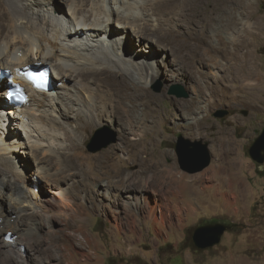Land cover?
<instances>
[{
  "label": "bare ground",
  "instance_id": "1",
  "mask_svg": "<svg viewBox=\"0 0 264 264\" xmlns=\"http://www.w3.org/2000/svg\"><path fill=\"white\" fill-rule=\"evenodd\" d=\"M255 1L0 0V70L9 68L17 78L22 67L42 63L52 68L53 78L51 90L39 91L27 84L29 99L17 111L7 108L4 95L8 87L0 91V264L51 261L39 252L38 232L49 197H61L51 189L54 185L48 182L47 166L24 171L30 162L27 143L38 161L49 157L67 178V172L78 164L67 165L64 160L76 146L77 120L84 114L85 125L103 124L105 120L118 124L122 137L127 131H140L132 142L124 136L126 141L96 160L114 165L119 148L128 151L127 158L147 163L134 158L129 147H136L146 130L154 128L147 123L150 117L154 123L160 118L159 109L154 107L165 92L153 93L148 84L161 76L164 65L172 78L194 83L193 95L176 101L189 129L200 128L199 118L211 105L206 97L216 98L221 80L229 75L234 82L231 98H238L243 90L251 98L260 96V83L254 82L260 73L250 40ZM148 46L158 53L152 55L144 49ZM143 50L148 53L143 54ZM221 69L226 75L219 74L217 70ZM208 78L213 79L212 84ZM164 79L170 80L167 76ZM6 82L0 78V88ZM152 110L155 113L151 114ZM197 114L199 118L195 119L192 115ZM63 130L73 133L70 144L61 142L65 138ZM35 132L48 144L32 139ZM62 149H68L67 154ZM90 159L87 157L86 162ZM113 172H107L108 187L116 189L125 186L129 177L145 176L142 170H134L129 177L122 169ZM117 176L120 178L115 179ZM136 184L141 186L139 181ZM38 187L40 190H36ZM181 189L178 192L182 193ZM113 197L120 200L119 194ZM143 197L129 196L125 203L137 204ZM144 201L152 206L148 198ZM10 232L12 242L5 240ZM20 246H25L26 254Z\"/></svg>",
  "mask_w": 264,
  "mask_h": 264
},
{
  "label": "rangeland",
  "instance_id": "2",
  "mask_svg": "<svg viewBox=\"0 0 264 264\" xmlns=\"http://www.w3.org/2000/svg\"><path fill=\"white\" fill-rule=\"evenodd\" d=\"M253 12L251 53L256 57L255 67L260 73L254 80L260 83V96L251 98L243 90L238 98H231L234 82L229 75L221 80L216 98L206 97L205 101H211V105L206 107L203 117L192 115L202 121L200 128L189 129L176 101L189 99L194 83L172 78L167 66H161V76L148 84L153 93L165 92L154 107L159 109L160 118L154 123L150 117L147 123L154 128L146 130L136 147H129L134 158L147 160V163L127 158L128 151L119 148L115 150L114 165L96 160L98 155L126 141L124 136L132 142V137L139 136L140 131H127L122 137L118 124L105 120L103 124L90 122L85 125L84 114H81L82 120H77L76 146L64 160L67 165L78 164L67 172V178H63L65 174L60 173L59 165L49 157L38 161L27 143L30 162L28 167H23L24 171L47 166L48 182L54 185L51 189L61 197H49L46 212L41 216L43 226H37L41 228L39 252L51 260L46 264H264V176L258 173L260 170L264 174V164L253 161L248 152L264 127V0L253 3ZM149 48L144 47L147 51ZM147 51L143 50V54ZM150 52L152 55L158 53L152 49ZM217 71L221 76L226 75L223 69ZM212 81L208 78L210 84ZM178 86L183 87L186 96L171 93V89ZM245 95L247 97H243ZM221 109L228 110V114L216 116L215 112ZM63 131L65 138L61 142L70 144L69 137L73 133ZM23 134L27 136L26 132ZM35 135L38 133H33L32 139L48 144L47 139ZM180 136L208 143L212 160L205 169L190 173L181 168L177 151ZM110 140L114 141L99 148ZM62 150L67 154L68 149ZM87 157H91L88 163ZM15 160L20 163L19 158ZM116 169L125 170L128 177L134 170H142L145 176L129 177L124 181L125 186L118 189L108 187L107 172L112 174ZM138 181L141 186L136 187ZM180 189L182 193L178 192ZM114 194H119L120 200H116ZM129 196L131 199L143 197V202L126 204ZM145 198L151 201L154 209L144 203ZM206 219H229L239 225L228 229L215 246L196 252L190 238L194 229ZM22 247L26 254L25 246ZM26 264L31 263L27 261Z\"/></svg>",
  "mask_w": 264,
  "mask_h": 264
},
{
  "label": "water",
  "instance_id": "3",
  "mask_svg": "<svg viewBox=\"0 0 264 264\" xmlns=\"http://www.w3.org/2000/svg\"><path fill=\"white\" fill-rule=\"evenodd\" d=\"M171 93H176L179 96L187 95L181 86L173 87ZM227 114L228 110L225 109L215 112V115L219 117H224ZM113 141L114 140L107 141L99 148L107 146ZM177 143L179 163L183 170L195 173L202 171L211 163L212 155L208 143H203L201 140L191 141L181 136ZM248 152L253 161L261 165L264 164V127L261 133L253 140ZM238 225V223L229 219L204 220L193 231L192 239L195 244V251L199 252L202 249L215 246L221 241L224 233L228 229L236 228Z\"/></svg>",
  "mask_w": 264,
  "mask_h": 264
},
{
  "label": "snow or ice",
  "instance_id": "4",
  "mask_svg": "<svg viewBox=\"0 0 264 264\" xmlns=\"http://www.w3.org/2000/svg\"><path fill=\"white\" fill-rule=\"evenodd\" d=\"M28 75V78L37 86V87H43L44 86V77L45 73L42 72H29L26 73Z\"/></svg>",
  "mask_w": 264,
  "mask_h": 264
},
{
  "label": "trees",
  "instance_id": "5",
  "mask_svg": "<svg viewBox=\"0 0 264 264\" xmlns=\"http://www.w3.org/2000/svg\"><path fill=\"white\" fill-rule=\"evenodd\" d=\"M258 173L259 174H262L263 176H264V174H263V171H260V170H258ZM190 241H191V245H193L194 246V243H193V241H192V239L190 238Z\"/></svg>",
  "mask_w": 264,
  "mask_h": 264
}]
</instances>
